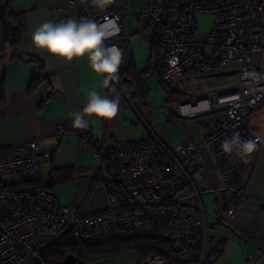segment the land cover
Segmentation results:
<instances>
[{
    "label": "built area",
    "instance_id": "1",
    "mask_svg": "<svg viewBox=\"0 0 264 264\" xmlns=\"http://www.w3.org/2000/svg\"><path fill=\"white\" fill-rule=\"evenodd\" d=\"M67 3L71 10L84 9L97 23L118 17L120 33L106 43L125 50L128 62L121 10L105 8L94 13L91 0ZM198 13L217 16L202 38L195 35ZM138 19L144 21L143 38L160 47L155 72L159 79L171 83L185 73L203 75L237 65V86L176 107L178 114L189 117L216 115L202 121L199 143L186 140L168 147L157 141L162 152L159 166H151V149L145 139L116 141L105 152L94 144L90 130L82 129L83 142L95 148L100 160L103 173L98 171L96 179L105 182L108 195L107 205L95 211L61 203L41 183L40 167L51 152L38 150L39 139L0 145V264H43L49 248L68 233L94 244L144 237L167 244L142 258L130 247L135 264H203L207 257L217 255L216 249L206 252L207 211L197 185L204 181L205 160L213 164L223 192L222 205L212 211L215 216L233 217L250 199L243 179L244 162L224 154L221 144L233 132L243 139L256 136L247 133L244 125L252 113L264 108V0H144ZM253 58L260 65H251ZM123 79L114 81L115 92L108 88L111 98L122 90ZM136 92L133 86L129 98ZM185 105L191 109L182 112ZM64 131L59 126L56 135ZM257 151L264 154V135ZM257 206H264V201ZM191 257L193 261L188 262ZM245 262L264 264V256L257 262L246 256Z\"/></svg>",
    "mask_w": 264,
    "mask_h": 264
},
{
    "label": "crops",
    "instance_id": "2",
    "mask_svg": "<svg viewBox=\"0 0 264 264\" xmlns=\"http://www.w3.org/2000/svg\"><path fill=\"white\" fill-rule=\"evenodd\" d=\"M143 7L144 0H113L105 7L123 13L128 35L126 47L131 55L134 74L142 72L150 55V43L140 34L144 21L138 19V13ZM8 9L19 16L23 32L19 42L13 46L5 40L0 25V69L4 82V102L0 105V145L39 139L38 150L51 152V158L40 167L41 183L55 193L61 203L73 209H102L107 205L108 195L105 182L96 179L98 171L103 173L100 160L95 148L83 142L82 129L71 126L68 113L82 110L92 90L109 98L111 93L108 88L102 87L103 77L91 70L86 57L66 62L35 49L31 42L32 32L43 22L59 24L69 18L79 21L81 17L88 18V15L82 8H68L67 0H10ZM103 9L92 6L94 13ZM136 27L135 32L128 33L129 28L134 30ZM205 33L198 34L195 29L198 38ZM124 75L123 69H120L119 81ZM151 75H154L153 71L137 79L140 82L139 92L130 98L134 84L125 75L122 90L117 91L115 96L120 101L117 116L102 121L98 128H88L96 146H102L105 152H109L116 141H136L147 137L168 147L186 140L194 143L201 141L202 130L192 133L185 126L184 117L193 118L202 127L204 114L193 117L180 115L177 105H167L166 101L156 110L149 104V90L163 82L159 79L154 81ZM110 85L115 87V82H110ZM59 126L65 131L58 136L56 129ZM244 130L264 134V109L255 111L245 120ZM205 165L204 181H197V185L202 190L204 207L207 203L212 204V199L216 209L223 203V192L213 164L206 159ZM64 168L70 169L69 178L52 183L50 173ZM243 179L250 199L238 208L233 217L215 216L212 211H207L205 215L206 250L211 248L218 252L213 261L208 258L207 264H219L223 259L222 264H244L245 255L254 262L264 256V206H257L264 201V154L256 151L250 162L244 163ZM208 216L213 219L211 226H221L224 233L215 246L208 244ZM222 242L237 247L233 260L225 255V243Z\"/></svg>",
    "mask_w": 264,
    "mask_h": 264
},
{
    "label": "clouds",
    "instance_id": "3",
    "mask_svg": "<svg viewBox=\"0 0 264 264\" xmlns=\"http://www.w3.org/2000/svg\"><path fill=\"white\" fill-rule=\"evenodd\" d=\"M113 3V0H91V4L99 9ZM120 33L119 18L106 17L102 23L87 17L79 21L69 18L59 24L41 23L31 34V42L35 49L43 50L50 55L62 58L66 62L74 59L87 58L91 70L102 76V87H112L110 82L120 79V66L124 63V50L114 44L106 43ZM120 101L109 98L100 92L92 90L88 93L87 102L82 110L69 112L71 126L87 130L89 127H99L102 121L112 120L119 112ZM262 133H257L254 139H243L239 132H233L226 137L221 149L224 154L235 155L244 163L250 162L253 153L258 150Z\"/></svg>",
    "mask_w": 264,
    "mask_h": 264
},
{
    "label": "rangeland",
    "instance_id": "4",
    "mask_svg": "<svg viewBox=\"0 0 264 264\" xmlns=\"http://www.w3.org/2000/svg\"><path fill=\"white\" fill-rule=\"evenodd\" d=\"M197 23H196V31L198 34L203 32H207L213 28L214 22L217 19V16L214 13H198L196 15ZM137 29L129 28L128 33L132 34ZM133 31V32H132ZM142 36V35H141ZM148 42V41H147ZM251 65H260L259 60L254 58L251 61ZM239 67L237 65H228L221 72H211L203 75H198L194 73H185L184 75L176 78L171 83H164L154 85L149 90V97L147 100L149 104L154 108L161 105H165V99L168 95L166 88H168L171 92L169 94V100L166 103L167 105H180L187 103L189 101L215 95L227 90H231L235 88L238 84V76H239ZM154 81H157L159 78L156 73L151 75ZM148 84V83H147ZM174 107V106H173ZM264 109V108H262ZM185 126L192 130V133H200L202 127L193 119V118H185L184 117ZM210 174V173H209ZM208 174V175H209ZM210 176V175H209ZM212 204H205V210L210 212L214 211L215 207L213 205V200L211 199ZM208 244L210 246H215L218 241H220L224 235L221 226H211L213 223V219L208 216ZM225 242H222L224 244ZM133 245L132 243H130ZM130 244H124L118 250H114L112 253H105L95 257H87L83 264H135L136 255L131 250ZM225 255L234 259L237 253V247L232 243H225ZM210 249H207V255L210 252ZM216 250V254H217ZM215 256L208 257L210 261L214 260ZM244 256V264L245 262ZM224 261V259H223ZM222 260L219 264H222Z\"/></svg>",
    "mask_w": 264,
    "mask_h": 264
},
{
    "label": "trees",
    "instance_id": "5",
    "mask_svg": "<svg viewBox=\"0 0 264 264\" xmlns=\"http://www.w3.org/2000/svg\"><path fill=\"white\" fill-rule=\"evenodd\" d=\"M10 0H4L0 2V25L3 28V34L6 41H8L11 45H16L19 42L20 36L23 32V27L19 20L18 15H14L9 12ZM150 55L148 58V62L145 68L141 73H133L131 66V55H129V60L127 63L124 61V74L128 77L134 86L139 89L140 82L137 80L143 75H147L150 71L154 73L158 70L159 62H160V47L155 42H150ZM125 51V50H124ZM127 61V58L125 57ZM43 72L41 73V75ZM161 80V79H159ZM163 81V80H161ZM166 83L165 81L162 84ZM168 84V83H167ZM168 93L165 101L168 102L170 90L166 88ZM4 102V82H3V72L0 69V105ZM216 115V112H210L204 114L203 121H206L209 118H212ZM145 142L147 146L151 149V166H156L161 164V149L158 146L157 141L147 137L145 138ZM70 169H54L50 173V179L52 183H58L61 181H65L69 178ZM46 187V186H45ZM132 243L133 245H131ZM124 244H130V247L133 248L140 258L145 255L153 252H160V246H166L167 244L153 237H144V238H132L126 240H115L110 241L103 244H94L87 241H83L81 239L76 238L70 233L66 234L63 237V240L49 248L48 252L43 258V264H83V261L87 257H95L105 253H112L114 250L120 249ZM74 257L73 261L68 260V258ZM190 261H193V257L190 258ZM208 263V257L205 259L203 264Z\"/></svg>",
    "mask_w": 264,
    "mask_h": 264
},
{
    "label": "bare ground",
    "instance_id": "6",
    "mask_svg": "<svg viewBox=\"0 0 264 264\" xmlns=\"http://www.w3.org/2000/svg\"><path fill=\"white\" fill-rule=\"evenodd\" d=\"M191 109V105H185V106H183L182 107V112H185V111H187V110H190Z\"/></svg>",
    "mask_w": 264,
    "mask_h": 264
},
{
    "label": "water",
    "instance_id": "7",
    "mask_svg": "<svg viewBox=\"0 0 264 264\" xmlns=\"http://www.w3.org/2000/svg\"><path fill=\"white\" fill-rule=\"evenodd\" d=\"M75 258L74 257H72V258H68V260H71V261H73Z\"/></svg>",
    "mask_w": 264,
    "mask_h": 264
}]
</instances>
